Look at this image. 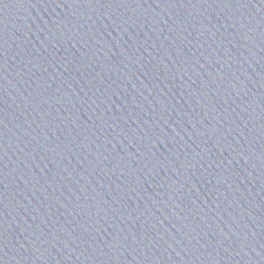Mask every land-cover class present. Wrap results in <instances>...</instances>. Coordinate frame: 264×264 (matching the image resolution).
Returning <instances> with one entry per match:
<instances>
[{"label":"water","instance_id":"1","mask_svg":"<svg viewBox=\"0 0 264 264\" xmlns=\"http://www.w3.org/2000/svg\"><path fill=\"white\" fill-rule=\"evenodd\" d=\"M0 264H264V0H0Z\"/></svg>","mask_w":264,"mask_h":264}]
</instances>
